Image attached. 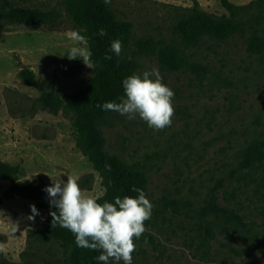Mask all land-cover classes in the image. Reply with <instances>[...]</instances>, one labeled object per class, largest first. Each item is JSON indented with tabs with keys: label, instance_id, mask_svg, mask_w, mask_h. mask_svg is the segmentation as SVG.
<instances>
[{
	"label": "rangeland",
	"instance_id": "374dc122",
	"mask_svg": "<svg viewBox=\"0 0 264 264\" xmlns=\"http://www.w3.org/2000/svg\"><path fill=\"white\" fill-rule=\"evenodd\" d=\"M10 1L56 9L60 17L39 29H0V162L17 166L22 183L41 177L51 184L49 176L66 173L100 199L106 189L80 148L74 113L61 109L54 114L40 102L44 92L76 94L94 77L82 60L68 59L76 45L67 34L76 26L62 0ZM196 1L210 15H229L219 0ZM231 1L243 21L264 35V7L255 4L258 0ZM110 4L117 20L131 27L121 57L138 63L136 75L157 70L174 92L170 127L156 131L138 116L129 120L112 111L100 127L105 151L147 179L152 216L135 241L132 264H264V160L243 165L247 148L264 142V53L248 50L252 30L244 26L225 41L203 38L197 47L181 51V68L172 71L161 64L159 49L178 40L173 33L177 7H192L194 0ZM23 68L34 72L36 86L21 78ZM67 175L60 177L65 183ZM11 184L0 180V264H71L70 250L37 238L47 219L38 202L4 198ZM213 200L243 223L206 214L204 208ZM31 205L40 213L34 220L28 219ZM208 224L212 236L204 229Z\"/></svg>",
	"mask_w": 264,
	"mask_h": 264
},
{
	"label": "trees",
	"instance_id": "16d2710c",
	"mask_svg": "<svg viewBox=\"0 0 264 264\" xmlns=\"http://www.w3.org/2000/svg\"><path fill=\"white\" fill-rule=\"evenodd\" d=\"M221 6L228 12L227 15L215 17L206 13L198 1L194 0L192 7H177V24L174 34L177 41L161 44L159 60L161 64L172 70L181 68L180 53L183 49L197 47L203 38L225 41L248 26L252 36L248 42V50L254 54L264 53V35L258 26L245 23L241 18L240 8L231 0H219ZM256 5L264 7V0H258ZM62 8L66 15L76 26L82 30L81 34L88 38V47L95 62L94 77L90 84L82 91L65 97L54 93L44 92L40 97L42 105L51 113L57 114L61 109L71 111L75 115L74 128L79 135V144L94 168L102 178L106 192L98 202L114 203L115 198L123 199L125 196L137 198L138 193L133 188L144 191L147 184L143 172L128 166L119 157L110 155L105 151V139L100 129L101 124L111 111L98 108L97 104L105 102H120L124 96L123 80L135 74L138 63L132 59H124L109 51L113 40L122 42V50L128 44L130 24L119 22L113 13L110 2L105 0H62ZM60 12L56 9L43 10L37 7L19 6L10 0H0V29L7 25H24L39 29L44 26L54 25ZM104 29L107 35H98ZM149 46L141 43L139 47ZM156 47L151 46L154 50ZM105 55H111V60H105ZM21 78L29 85L36 86V76L29 68H23ZM264 160V142L255 141L244 152L243 165L254 166ZM19 168L0 162V180L10 179L12 184L4 193V198L10 200L14 197L38 202L40 208L47 211V219L42 230L36 235L41 241H55L63 248L70 250L69 261L71 264H103L96 258L101 254L97 251L80 248L75 243V236L58 224L52 227L50 211H57L49 205L48 194L44 189L51 186L39 177L29 183L19 181ZM204 212L220 213L228 222L243 223L242 218L225 211L213 200L204 208ZM211 235L212 226L204 227ZM212 236V235H211Z\"/></svg>",
	"mask_w": 264,
	"mask_h": 264
},
{
	"label": "clouds",
	"instance_id": "9594fccd",
	"mask_svg": "<svg viewBox=\"0 0 264 264\" xmlns=\"http://www.w3.org/2000/svg\"><path fill=\"white\" fill-rule=\"evenodd\" d=\"M109 2L105 0V3ZM81 31L72 30L67 34L76 45L67 52L68 59H80L87 68L94 70L96 65L88 47V38ZM98 35L103 37L107 32L101 29ZM109 51L120 56L122 42L113 40ZM104 59L111 60L112 56L105 55ZM161 81L155 69L142 75L133 74L123 80L124 96L119 103L105 102L97 104V107L126 116L129 120L138 116L149 128L161 131L172 125L175 114L174 92ZM64 175L67 174L60 172L55 177L49 176L51 186L44 189L50 207L58 210V213H49L52 227L58 224L70 231L78 247L100 252L96 259L103 264H132L133 253L137 249L135 241L147 231L145 222L152 216L153 205L144 191L133 188L138 193L137 198L117 197L114 203L101 204L98 197L88 195L80 188L76 178L67 175L65 183L60 179ZM30 207L32 215L28 219L34 220L40 213L35 205Z\"/></svg>",
	"mask_w": 264,
	"mask_h": 264
}]
</instances>
